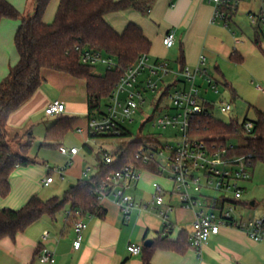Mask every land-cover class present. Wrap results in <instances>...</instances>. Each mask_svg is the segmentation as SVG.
<instances>
[{"label":"crops","instance_id":"1","mask_svg":"<svg viewBox=\"0 0 264 264\" xmlns=\"http://www.w3.org/2000/svg\"><path fill=\"white\" fill-rule=\"evenodd\" d=\"M8 1L21 16L28 17L34 11L36 0ZM59 2L60 0L50 1L44 15L45 23L54 20ZM261 12L262 0H241L236 12L229 18V25L225 26L222 22H212L214 6L210 0H154L146 16L130 9L111 13L107 15L106 20L119 33L123 32L129 23L141 27L152 43L149 55L153 60H167L172 66V60L177 59L179 64L195 66L200 56L205 55L209 74L225 85L230 84L227 70L232 65L246 62L250 58L264 65V35L261 37V48L255 44L258 29L264 32V23L255 26L248 17V14ZM20 23L19 19H3L0 22V83L7 77L10 68L19 61L14 39ZM171 30L176 32L177 41L173 48L168 49L164 46L163 39ZM234 54L240 56L243 61L233 62L231 56ZM42 75L46 82L29 101L9 116L7 127L10 134L19 135L28 131L29 137L33 138L32 128L37 116L44 113L45 108L55 98V101H61L66 107L63 116L76 118L75 130L83 128L82 132H78L83 145L88 143L93 147L87 129L86 81L49 69H44ZM230 85L234 88L233 84ZM49 87L56 89L55 95ZM232 92L236 94L234 89ZM76 105L82 108L79 113L74 110ZM51 119L53 122L46 127V131L57 117ZM48 142L53 145L58 143L59 146L63 144L59 143L61 141ZM9 143L11 145L12 142ZM70 162L66 165L69 168L65 170V174L76 180L83 179L82 173L85 169H82V166L86 162V156L81 155L79 151ZM74 162L81 168L78 173L74 172ZM32 165L19 166L11 174L9 195L5 198L0 196L1 209L17 210L23 207L31 196L36 194L41 197L45 187L43 181L48 175L44 176L43 167L38 171V168ZM88 166L95 172L93 165ZM163 176L143 171L141 179L132 185L128 193L137 203L142 204L153 199L156 185L163 187L166 203L176 207L175 212L170 215L174 228L168 235H163V222L156 212L150 209H134L130 217L125 219L114 198L108 197L101 200V205L107 210L105 218L90 214H70L71 207L68 205L56 218L44 216L15 239H2L0 264H43L37 258L43 247L53 251L55 264H143L142 254L133 255L129 251L131 245L143 247L145 241L151 239L154 246L161 236L167 241L177 242L182 232L189 235L193 231L196 219L194 210L181 205L169 177ZM54 183L55 179L51 185ZM78 220L84 221L87 228L82 232L80 248L75 249L74 224ZM181 249L183 251L155 247L151 263L264 264V241H255L243 230L231 226H223L219 234L212 236L201 250L189 246Z\"/></svg>","mask_w":264,"mask_h":264},{"label":"trees","instance_id":"2","mask_svg":"<svg viewBox=\"0 0 264 264\" xmlns=\"http://www.w3.org/2000/svg\"><path fill=\"white\" fill-rule=\"evenodd\" d=\"M51 0H36L34 11L28 17L8 1L0 0V22L3 19H19L20 26L15 34V47L19 55L18 63L11 67L6 78L0 83V196L9 195L10 176L19 167L36 163L33 158L15 152L9 143L10 132L7 127L9 116L31 99L46 79L44 69L67 73L77 79L86 81L87 89V122L93 116L104 112L116 85L122 78L124 70L135 66L139 58L149 54L152 43L144 35L143 30L135 23H129L121 33L116 31L106 20L107 15L130 9L139 11L146 16L154 0H60L54 20L44 22V15ZM255 44L261 48V37L264 32L257 31ZM98 51L104 56L116 60L118 68L108 69L105 74L94 72L95 65L82 62L86 51ZM231 60L240 63L243 59L236 54ZM181 67L184 64H180ZM180 67V68H181ZM225 86L233 91L230 84ZM105 107V108H106ZM76 118L60 115L46 131L47 141H61L64 136L75 130ZM248 119L242 123L232 120L229 123L218 120L210 115H200L193 121V131L202 135L209 144L226 148V157H245L250 168L258 162L264 163V112L257 111L256 121L250 133L244 129ZM121 136L97 135L96 137H128V129ZM243 135V143L229 146L227 137ZM158 146L157 141L131 140L121 143L115 151L100 148L96 152L95 172L87 179H80L62 197L55 196L43 200L33 195L20 209L0 208V241L4 238L15 239L18 234L39 221L44 216L56 218L68 205L70 214H90L105 218L107 210L101 205L96 190L101 187L107 176L136 163V154L141 147ZM51 147L57 144H46ZM61 146V145H60ZM59 146V147H60ZM84 149L94 152L90 144ZM114 158V162L106 164L105 154ZM139 167L152 174H158V164H141ZM243 206L252 207L251 203L239 202ZM264 204V201H263ZM256 206V202L255 205ZM191 248L188 233L182 232L177 242L167 241L159 237L152 247L142 248L143 264H152L151 259L155 247L166 250L183 251Z\"/></svg>","mask_w":264,"mask_h":264},{"label":"built area","instance_id":"3","mask_svg":"<svg viewBox=\"0 0 264 264\" xmlns=\"http://www.w3.org/2000/svg\"><path fill=\"white\" fill-rule=\"evenodd\" d=\"M214 6L212 22H222L229 25V18L237 10L241 0H210ZM251 23L255 26L264 23V0L260 14H248ZM177 36L174 30L169 31L163 44L171 49L176 45ZM82 62L88 65L105 64L108 69L118 68L114 59L104 56L98 51H86L82 55ZM172 77L171 80L168 78ZM223 84L211 76L207 69V57L201 55L195 66L184 65L178 70L174 69L167 60H153L149 54L142 55L137 64L124 70L119 83L110 98L109 105L102 114L93 116L87 122L88 133L91 136L114 135L121 136L126 128V123L133 122L135 116L147 102L146 94L155 96L154 102L157 110L168 109L159 116L155 126L160 129H177L182 138L177 145L171 147L160 141V145L141 147L136 154V163L124 166L122 169L107 176L96 190L99 200L113 197L125 219H128L134 209L156 212L163 222V235H168L174 225L170 215L176 210L172 204L166 203L165 191L161 185H156L154 197L146 203H137L128 193L133 184L142 177L139 165L158 164L159 176L165 175L169 168V179L174 185L181 205L189 210H194L196 219L193 231L189 233L191 248L201 250L208 244L212 236L219 234L223 226H231L246 232L255 241H264V216L255 220L243 221L236 217L235 210L242 201L247 189L243 186L252 178L250 166L245 157H226V148L209 144L202 136L193 131V121L197 116L210 115L216 109L215 103L209 101L202 92L213 91L219 94V85ZM259 89H262L258 86ZM165 100L169 105L163 104ZM222 112H230L235 106L226 100L221 101L218 107ZM66 107L59 100L51 102L45 108V115L58 117L64 114ZM254 127L252 121H247L244 129L250 133ZM82 132L83 128H77ZM156 141V140H154ZM169 151V156L165 153ZM62 155L73 158L79 153V148L60 146ZM71 160V159H70ZM106 164L114 162V158L105 154ZM166 163L163 166L162 163ZM71 163V162H70ZM93 168L88 166L82 173V178H89ZM60 176L64 169L51 170ZM54 182V177L49 174L43 181L45 187ZM215 191L221 196L206 194ZM243 206V205H242ZM80 212H77L79 215ZM87 224L78 220L74 224L76 239L73 243L79 249L82 242V232ZM142 246L131 245L129 251L133 255L142 253ZM38 260L43 264H55L56 259L52 250L41 248L37 254Z\"/></svg>","mask_w":264,"mask_h":264},{"label":"rangeland","instance_id":"4","mask_svg":"<svg viewBox=\"0 0 264 264\" xmlns=\"http://www.w3.org/2000/svg\"><path fill=\"white\" fill-rule=\"evenodd\" d=\"M172 62L174 69L178 70L180 64L177 59L172 60ZM116 63V60H114V64ZM107 68L108 67L105 64L98 63L95 65L94 72L97 74H105ZM227 71V79L230 81H228L230 84H233L234 88H232L236 91L235 95L224 84L219 85V94L214 93L213 91H209L208 93H205L204 91L202 92L209 101L216 105L213 117L226 123H229L232 120L242 123L245 119H248V121H256L257 111H264V65L259 61L250 58L246 62L232 65ZM171 79L172 77L168 78V80ZM258 86H261L263 90H259ZM49 88L54 94L56 89L52 87ZM146 96L147 102L141 107V110L135 116V120L126 123V128L131 133V136H104L92 138L91 143L94 148L93 153L87 152V150L84 149L77 130L68 132L59 143H63L62 145L67 148H71L73 145L79 148L81 155L86 156V162L83 164L82 169H86L88 164L96 166V152L99 150L100 146L110 151H115L121 143L129 142L131 140H156L171 147L176 146L177 142L182 138L177 129L171 127L160 129L155 126V122L161 114L172 110H157L154 108L155 96L150 93L146 94ZM223 100L231 102L234 104L235 108L230 112H222L218 107ZM54 101L55 98L52 102ZM166 103L170 108V102L165 100L163 104ZM103 107L106 109V105ZM80 109H82L80 105H76L74 108L76 113H79ZM51 122H53L51 117L46 116L44 112L39 114L34 122V127L32 128L33 138L29 137L28 131L22 132L19 135L11 134L9 138L12 142L10 146L15 152L33 158L36 163L32 166L37 167L38 171L43 167L45 169L44 176L49 174L53 175L55 183L50 187H44V190L40 194L43 199H50L55 196L62 197L71 188V185H75L78 182L75 178H71L65 174V170L69 168L66 165L70 162L71 158L62 155L59 151V146L51 147L46 145L49 143L45 138L46 127H48ZM197 135L202 136L200 134ZM243 137V135L227 137L228 145L238 146L243 143ZM169 151L170 150L166 151V157L169 156ZM73 165L75 166L74 172L78 173L81 170L80 166L75 162ZM162 165L167 167L164 162ZM56 168L64 169L63 177L50 171V169L54 170ZM250 171L252 173V178L250 181L243 184L247 191L242 198V202L248 204L254 201L256 202V206L248 207L240 205L236 207L235 215L236 217L242 218L243 221L255 220L264 216V163L258 162L254 168H250ZM93 172L94 170H92V173H90L89 176L92 175ZM169 175L170 171L169 168H167L165 170V176L168 177ZM155 180L156 179H154V181ZM206 194L216 197L221 196L220 193L215 191H207Z\"/></svg>","mask_w":264,"mask_h":264},{"label":"water","instance_id":"5","mask_svg":"<svg viewBox=\"0 0 264 264\" xmlns=\"http://www.w3.org/2000/svg\"><path fill=\"white\" fill-rule=\"evenodd\" d=\"M72 187H74V185H71V188ZM251 205L254 206L255 205V202L252 201L251 202ZM152 245H153V240H151V239L146 240L145 243H144V246L145 247H151Z\"/></svg>","mask_w":264,"mask_h":264}]
</instances>
